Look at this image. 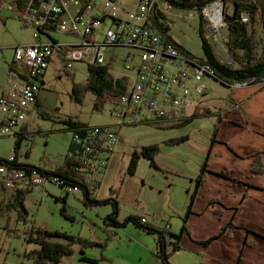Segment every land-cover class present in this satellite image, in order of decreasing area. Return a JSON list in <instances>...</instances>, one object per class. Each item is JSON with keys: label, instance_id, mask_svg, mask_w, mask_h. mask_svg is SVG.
<instances>
[{"label": "rangeland", "instance_id": "374dc122", "mask_svg": "<svg viewBox=\"0 0 264 264\" xmlns=\"http://www.w3.org/2000/svg\"><path fill=\"white\" fill-rule=\"evenodd\" d=\"M121 1L132 14L140 3V0ZM159 5L172 26L171 35L175 42L185 47L193 55L199 58L204 57L202 41L199 36L200 14L168 8L161 0H159ZM213 8H217L219 11L224 8V12L232 15L234 6L233 4L218 3L204 11L206 37L213 44L218 59L224 64H230L232 59L227 51L229 30L225 23V13L224 16L221 14L222 20L217 24V17H211L210 14ZM249 19L251 33L261 51L264 40L262 26L256 21L252 23L251 17ZM34 30L24 27L18 19L11 18L8 11L0 12V95L2 88L8 86L10 65L14 64L16 56L15 48L32 45ZM58 38L71 41L66 35H59ZM126 54L127 50L109 49L107 61L108 63L114 62V65L120 70ZM111 58H114L113 61ZM60 61L58 59L52 61L45 77V87L42 92L43 105L41 109L51 115V119H45L37 107L29 115L27 126L29 125L31 135L22 146L21 163L23 164L42 166L45 164L42 160L45 155L50 161L47 168H54L62 161L70 150L73 137V132L67 131L65 126L60 123L64 119L72 118L83 124L97 127L115 122L111 113L114 107L112 103L107 104L102 112H97L93 109L96 101L94 95L88 94L84 104L76 103L72 99L74 84L86 83L89 66L83 62L76 63L74 70L68 73L62 71ZM208 84L211 87L209 100L205 102L204 98L196 111L207 115V110L212 115L200 117L193 124L179 129L138 126L130 129L125 128L120 132L121 141L117 145L115 153L110 157L109 166L101 178L100 188L95 198L98 200L111 198L112 190L118 191L119 195H114V198L119 197L121 220L124 221L130 216L143 218L146 216L150 222L159 223L161 226L170 223L176 226V229L179 228L181 222H184L185 216L180 217L182 213L185 214L183 207L187 201L191 200L190 191L196 190L198 177L203 174L202 170L214 139L215 130L222 123L223 116H228L226 115L228 111L233 113L237 111L235 105L225 102L232 95L237 97L238 93L234 94L233 92L239 91L236 89L240 87L236 86L230 90L218 81H208ZM230 100L232 99L230 98ZM188 113H191V110H188ZM3 119H5V115L0 110V123ZM233 131L234 127L229 126L225 135L232 136ZM184 136L189 137L190 140L179 145L174 144ZM15 141L12 137L1 138L0 156L6 159L14 156ZM155 144L161 149V153L157 156V163L161 169L157 170L148 160L142 158L135 176H128L127 170L134 154L141 153L145 147ZM28 150L31 153L29 158L26 157ZM192 181L194 182L192 183ZM46 189H34L27 196L26 207L32 220L29 227L36 224L37 227L47 228L49 231H61L100 244L106 243L104 248L97 247L87 251L96 259H100L104 255L105 258L100 264H141L140 259L147 251L146 248L155 244L154 235L143 232L133 223L120 229L109 227L105 219L113 213V207L110 204L87 207L82 202L84 194L80 192L68 197L65 206L74 217V221L66 219L61 213L64 207L63 201H56V198L65 197L66 192L50 184L46 186ZM58 194L63 195L58 196ZM26 229L25 224L19 222L16 211L9 212L5 217L0 216V264H33L31 260L25 258V255L38 247L26 242ZM15 230L17 233H14ZM80 255V247L77 245L75 255L65 259L61 264H80L78 262ZM154 258L156 257L154 256Z\"/></svg>", "mask_w": 264, "mask_h": 264}, {"label": "built area", "instance_id": "2783aa9c", "mask_svg": "<svg viewBox=\"0 0 264 264\" xmlns=\"http://www.w3.org/2000/svg\"><path fill=\"white\" fill-rule=\"evenodd\" d=\"M150 2L140 0L132 14L121 0H0V8L11 18L35 29L32 45L15 48V70L9 74V89L0 98V110L5 115L0 139L27 137V120L39 104L53 60H61L62 71L68 73L81 62L108 66L116 80L127 83L126 93L111 102L115 122L80 127L72 137V150L66 154L82 183L97 196V186L123 129L176 123L186 118L193 106H200L211 89L208 81L217 79L163 46L160 33H154L147 21ZM157 6L164 13L159 2ZM249 20L245 15L244 22ZM159 21L172 27L168 20ZM59 35L71 41L61 40ZM109 49L127 50L120 70L114 62L108 63ZM260 86L264 87V81ZM3 159L0 157V189L2 184L11 185L17 194L50 184L71 194L82 191L80 186L71 187L68 180L53 175L56 169L21 168L14 156ZM142 223L149 224L147 218ZM164 230L170 232L169 223Z\"/></svg>", "mask_w": 264, "mask_h": 264}, {"label": "trees", "instance_id": "16d2710c", "mask_svg": "<svg viewBox=\"0 0 264 264\" xmlns=\"http://www.w3.org/2000/svg\"><path fill=\"white\" fill-rule=\"evenodd\" d=\"M159 1V0H158ZM161 2L166 5L168 8L176 9L181 12L191 11L197 12L200 14V25H199V36L202 41L204 57L199 58L185 47L175 42L172 37V27L165 26L160 24L159 19L167 21L166 15L158 9L157 3L155 6V11L153 18H151V23L160 31L163 40L168 46H175L180 50L185 57L193 65H209L214 72V77L222 86L231 88L234 86L248 84L249 86H258L260 81L264 80V40L262 44L261 51L259 50V45L251 33L250 26L248 23L244 22V16L249 15L253 20L252 23L259 22L262 26L264 33V0H161ZM216 3H222L225 5L233 4L234 13L228 15L225 12V23L229 30L227 48L228 53L231 57L230 64L222 63L215 52L213 44L206 37L207 33L205 31V16L204 11L211 5ZM0 8V12H1ZM10 70H15L14 64L10 65ZM89 76L85 84H74L72 91V99L79 104H84L88 94H92L96 97L95 105L93 107L97 112H102L104 107L107 104L114 102L117 98L121 97L127 91V83L124 79H115L114 75L111 72V69L108 66H99L92 65L89 66ZM38 110L41 112V115L45 119H51V115L42 111L40 104L36 105ZM207 115H212L210 111L206 110ZM207 115L196 112L192 116H187L183 120L173 123H167L162 125H151L155 126L158 129H179L183 128L186 125H191L194 121L200 117H206ZM61 124L65 126L67 131L76 132L80 127H89L88 124H83L81 121L76 119H64L60 121ZM28 133L27 137H19L15 141L14 149V159L15 162L21 166V168H36L42 171L50 161L46 158V155L43 157L45 164L42 166L36 167L32 164H23L21 163V150L25 140L29 139L31 135L29 130V125L24 129ZM218 129L216 128L214 136H217ZM215 137L213 141L215 140ZM189 137L184 136L181 139L174 142V144H182L188 142ZM31 150V149H30ZM30 150L27 151L26 157H30ZM72 146L70 147V151ZM161 153L159 146L152 145L145 147L141 153H136L132 157L130 167L127 170V175L130 177L135 176L137 168H139L140 159L148 160L153 167L157 170L161 169L157 163V156ZM261 156L255 157L254 160V172L256 174H263L264 165L260 158ZM2 160V159H1ZM6 161V159H3ZM71 159L65 155L64 163L61 162L51 169H56V172L53 175H59L67 182L70 183L71 187L82 188L81 193L84 194L82 202L87 207H100L105 205H111L113 207V213L109 214L105 219L106 224L109 227L120 229L127 227L128 224L133 223L139 227L143 232L154 235L156 239L157 252L154 254L158 258L160 264H172V256L182 249L181 239L183 233H188V218L192 214L191 206L189 207L188 214L184 218L183 228L179 235H173L170 232L165 231L164 229L155 228L151 224H143V217L140 216H130L124 221H120L121 206L118 201L119 197L114 198V195H119L118 191L112 190V197L104 200H98L96 196L86 187L82 182L81 178L76 174V172L71 168L72 166ZM208 159L206 160L202 173L205 175L208 173ZM200 175L197 180L196 190L194 194V199L196 198L197 192L200 186L204 185L205 178L204 175ZM218 177H226L225 172H220L216 174ZM2 187V185H1ZM98 189L100 188V183L98 184ZM65 191V190H64ZM32 191H26L23 193L13 194L10 199L5 202H1L0 216H6L11 211H16L18 213V220L21 223H24L27 227L25 232L26 242L28 244H33L37 246L38 249L31 250L26 253L25 258L31 260L33 264H61L65 259L73 257L75 255V247L78 245L81 251V257L79 262L88 263V264H100V262L105 258L103 255L100 259H93L87 255V251L92 248L106 246L105 244H100L94 242L90 239H85L79 236L70 235L61 231H49L47 228L37 227L36 224L30 226L32 220L29 217V212L26 207L27 196ZM66 192V191H65ZM66 196L63 198H56L57 202L63 201L64 207L61 211L62 215L69 220L74 221L68 212V208L65 206L67 204V199L71 193L66 192ZM233 227V225H231ZM234 228V227H233ZM226 231V229H225ZM14 233H17L15 230ZM63 240V241H58ZM213 239L206 242L205 245L208 246Z\"/></svg>", "mask_w": 264, "mask_h": 264}, {"label": "crops", "instance_id": "0c3cea01", "mask_svg": "<svg viewBox=\"0 0 264 264\" xmlns=\"http://www.w3.org/2000/svg\"><path fill=\"white\" fill-rule=\"evenodd\" d=\"M8 87L2 88L0 96ZM237 87H240L236 89L239 91L233 93H238V96L232 95V100L229 98L225 102L235 105L237 111H228V116H223L218 127L217 136H214L206 156L209 166L208 173L204 175L205 183L200 186L195 199V191L189 192L191 200L183 207L185 214L180 217L186 216L191 206L192 214L187 223L189 230L183 233L182 249L172 256V264H264V172L253 173L255 157L261 156L264 165V88L247 84ZM209 95L205 102H208ZM42 103L43 93L40 95V107ZM196 108L193 106L186 116L196 113ZM229 126L234 127L232 136L225 135ZM220 172H225L226 177H218L216 174ZM13 194L1 187L0 203L6 198L8 201ZM120 221H123L121 217ZM148 222L155 228H165L159 223ZM170 226V233L179 235L183 222L178 229ZM211 239L210 245L206 246L205 243ZM156 244L155 239V244L146 248L141 264H160L158 258H154ZM87 255L96 259L88 252Z\"/></svg>", "mask_w": 264, "mask_h": 264}, {"label": "bare ground", "instance_id": "6f19581e", "mask_svg": "<svg viewBox=\"0 0 264 264\" xmlns=\"http://www.w3.org/2000/svg\"><path fill=\"white\" fill-rule=\"evenodd\" d=\"M158 2H159L158 0H151V2L148 3V8H147V16H148L147 21L150 24V29L154 33H160V31L151 23L152 22L151 18H153L155 6H156V3ZM210 14H211V17L213 16L217 17V21H216L217 24L222 20L221 11H219L217 8L211 9ZM160 42L163 44V46H168L166 42L163 40L161 34H160ZM168 47L171 48L170 49L171 52H175V54L178 55L180 58H185V60L189 61L185 57V55L180 50H178V48H176L175 46H168ZM190 64L193 65V63H190ZM198 66L203 67L204 69H206V71L210 72L214 76L213 69L209 65H198ZM2 187H4L6 190H9L10 192L15 193V189L11 185L2 184Z\"/></svg>", "mask_w": 264, "mask_h": 264}, {"label": "water", "instance_id": "95a60500", "mask_svg": "<svg viewBox=\"0 0 264 264\" xmlns=\"http://www.w3.org/2000/svg\"><path fill=\"white\" fill-rule=\"evenodd\" d=\"M215 5H218V3H216ZM224 8L221 10V14H222V16H224Z\"/></svg>", "mask_w": 264, "mask_h": 264}]
</instances>
